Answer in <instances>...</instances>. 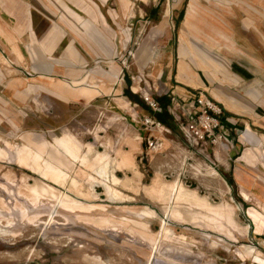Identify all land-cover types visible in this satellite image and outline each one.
<instances>
[{
	"label": "rangeland",
	"instance_id": "374dc122",
	"mask_svg": "<svg viewBox=\"0 0 264 264\" xmlns=\"http://www.w3.org/2000/svg\"><path fill=\"white\" fill-rule=\"evenodd\" d=\"M164 13L170 16V10ZM167 31L171 39L167 47V36L164 42L146 40V44L164 53L175 48L174 74L168 83L176 90L181 85L175 78L177 47L184 31L177 25ZM141 38L131 45L132 61V52L145 43ZM8 46L0 40L7 57ZM259 50L264 53L262 47ZM231 58L254 71L259 79L255 81L264 87V65L240 55ZM181 69L186 70L183 64ZM21 70L23 76H31ZM7 81L0 83V264H264V178L252 173L249 162L248 171L237 170L238 186L234 170H226L216 155L220 147L224 153L223 141L197 143L188 129L185 113L193 100L204 93L217 104L209 88L182 85L186 89L177 91L190 95L187 100L172 91L162 94L161 101L150 97L162 108L161 127L150 131L143 121L126 123L133 125L119 133L111 150L93 154L95 138L86 128L109 120L107 116L88 124L82 106L55 107L41 93L20 98ZM142 93V102L151 107ZM111 126L102 130L98 150L105 149L107 137L116 135L113 122ZM153 137L159 140L158 149L150 145ZM132 138L142 145L134 151V164H128L120 150ZM109 153L108 170L101 175L98 161ZM232 159L234 166L235 156ZM113 173L117 182L111 179ZM178 178L181 187L172 199ZM164 223L184 241H193L192 254L166 249L156 259L152 242Z\"/></svg>",
	"mask_w": 264,
	"mask_h": 264
},
{
	"label": "crops",
	"instance_id": "0c3cea01",
	"mask_svg": "<svg viewBox=\"0 0 264 264\" xmlns=\"http://www.w3.org/2000/svg\"><path fill=\"white\" fill-rule=\"evenodd\" d=\"M168 10L170 16L164 13ZM176 25L184 31L179 33L175 71L181 85L172 90L168 80L174 74L175 48L164 53L150 44L167 36V47V27ZM140 37L145 43L132 52V61L130 48ZM0 40L9 43L10 53L7 57L0 50V83L8 80L12 94L23 98L41 93L55 107L82 106L88 124L102 114L109 118L86 128L95 138L93 154L111 150L119 133L133 125L126 123L149 116L163 121L139 93L161 101L162 94L172 91L187 100L190 95L178 88H209L216 106L224 108L218 116L221 124L229 129L225 151L215 149L217 157L226 170H234L238 186L237 170H247L249 162L252 173L264 178V87L255 81L254 71L231 58L240 55L264 65L259 50L264 51V0H0ZM22 68L31 76H23ZM112 122L116 135L98 150L101 132L112 129ZM138 145L132 139L129 146L124 143V163L134 164Z\"/></svg>",
	"mask_w": 264,
	"mask_h": 264
},
{
	"label": "built area",
	"instance_id": "2783aa9c",
	"mask_svg": "<svg viewBox=\"0 0 264 264\" xmlns=\"http://www.w3.org/2000/svg\"><path fill=\"white\" fill-rule=\"evenodd\" d=\"M150 106L155 112L162 110L159 103L146 97ZM217 105L211 98L201 94L196 100H193L189 105V109L185 113L188 118V129L190 135L197 141V143H212L217 145L219 141L226 142L229 140V129L225 128L221 124V120L218 116L222 114L221 108H216ZM218 106V105H217ZM143 125L148 127L150 131L160 127L161 121L154 119L153 117H144ZM218 130H222L219 132ZM218 131V132H217ZM150 145L153 149H158L160 146L159 140L154 138L150 141Z\"/></svg>",
	"mask_w": 264,
	"mask_h": 264
},
{
	"label": "bare ground",
	"instance_id": "6f19581e",
	"mask_svg": "<svg viewBox=\"0 0 264 264\" xmlns=\"http://www.w3.org/2000/svg\"><path fill=\"white\" fill-rule=\"evenodd\" d=\"M150 97V96H147ZM215 97L217 99H219V97L217 96V94H215ZM216 106V105H215ZM216 108L218 109V107L216 106ZM161 127V126H160ZM159 128V127H158ZM155 129V130H158ZM133 141H135L136 139L132 138ZM222 141H219L218 144H221ZM38 145V144H37ZM41 145V144H40ZM41 148V146H38ZM43 148V147H42ZM71 149H73V147H71ZM42 151V150H41ZM110 160H111V154H106L103 157H101L98 161V164L100 166V174L101 175H106V172L108 170L109 164H110ZM21 163H24L25 158L20 160ZM118 167V163L117 161L114 162V168ZM50 171V170H49ZM211 171H214L213 169H211ZM112 172V171H111ZM48 176H52L51 174H54L53 171L47 172ZM98 174V173H97ZM108 176V175H107ZM106 177V176H105ZM108 178V177H107ZM114 182H117L119 180V178L117 177V175H115V173L112 174V178ZM110 179V180H111ZM121 179V178H120ZM155 187V186H154ZM181 187V180L178 178L176 179V181L174 182V184L172 185V199H175L179 189ZM161 189V186L160 188ZM158 189V190H159ZM115 192H120V191H115ZM122 192V191H121ZM120 195V194H119ZM123 195V194H122ZM127 196V195H126ZM124 196V197H126ZM163 221V220H162ZM142 239V238H141ZM190 240V239H189ZM163 241H166V244H162ZM192 244L193 241H189L186 242L182 239V235L179 233H172L171 232V227L167 224L164 223V226L161 230V232H159L154 241L152 242V251L156 252V259H159V254L163 253V251L167 250H172V251H181L184 252L185 254H192L193 250H192ZM211 245L216 246V242L215 241H211L210 242ZM165 246H167V248H165ZM165 254V253H164ZM155 255V254H154ZM184 255V254H183ZM199 256H202V253L199 252L198 253ZM86 256V255H85ZM183 257V256H182ZM157 262V261H156ZM206 264H214V263H206Z\"/></svg>",
	"mask_w": 264,
	"mask_h": 264
}]
</instances>
